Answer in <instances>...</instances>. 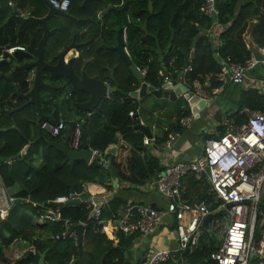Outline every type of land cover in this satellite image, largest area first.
<instances>
[{
    "label": "trees",
    "instance_id": "1",
    "mask_svg": "<svg viewBox=\"0 0 264 264\" xmlns=\"http://www.w3.org/2000/svg\"><path fill=\"white\" fill-rule=\"evenodd\" d=\"M19 12L31 11L35 17L46 11L44 0H0V52L8 42L12 45H25L29 39L37 40L40 36L38 24L25 22L18 25ZM67 13L73 21L62 17L63 22L56 23L57 30L50 36L44 47V56L50 58L65 43L71 33L81 29L84 21L93 19L97 11L100 17L94 20L90 33H85L87 43L79 48L74 59L76 73L80 65L89 68L92 74L101 80L108 79V68L113 70L112 78L116 87L130 91L138 86L127 66L117 54L105 48L115 42V30L121 25L118 9L125 5L124 15L127 25L124 28V47L130 62L137 68H145L143 80L154 87H159L162 77L167 75L176 79L181 69L187 64L190 70L185 73L186 82L208 85L205 90L210 93L220 82L221 65L212 56V43L205 35V29L211 24V18L201 11L198 0H69ZM217 20L225 25L219 34L222 47L218 46L220 57L229 56L232 60L243 63L251 53L264 47V0H216ZM59 18V17H58ZM79 18V19H78ZM249 29L254 48L247 47L243 35ZM98 32V33H97ZM85 36V37H86ZM88 69V70H89ZM87 70V69H86ZM89 74V73H88ZM90 75V74H89ZM236 85V84H234ZM237 86V85H236ZM24 73L13 70L4 59L0 61V178L4 186L14 189L16 197L4 219L0 220V249L25 238L28 246L33 247L34 254L24 251L18 264H36L38 254L45 251L44 264H69L77 257L75 264H131V251L138 238L137 232L118 234L115 239H108L104 233L94 227L87 217L88 207L85 199L88 194L83 191L87 183L100 184L109 189L111 178H118L139 185L152 179L155 172L162 169L158 159L142 143L143 135L128 128L133 120L128 111H134L135 104L131 97H123L112 91L108 97L91 109L89 116L82 123L87 146L104 151L109 144H116L117 150L107 166L96 160L84 163L75 160L71 165L64 161V155L48 144L52 137L39 127L43 120L56 122L65 119L63 113L58 115L56 92H48L40 97L42 113L53 110L52 116L37 121L32 105L19 108L23 102L17 93L26 89ZM226 96L228 107L225 112L235 113L241 106L250 109L261 108V96L254 89H232L238 96ZM71 99V98H69ZM78 100V99H77ZM66 102V100H65ZM62 106V102H61ZM62 109V108H61ZM73 114L80 115L74 111ZM189 115L188 109L178 110L173 120L154 144H161L168 139L169 133H178L181 126L178 120ZM27 145L23 156L18 155ZM15 156V157H14ZM11 157H14L10 159ZM185 184L189 192L196 188L198 198L206 199V181L189 175ZM203 186V190L199 189ZM72 188L79 192L81 201L63 205L59 208L61 218L72 223L85 222L80 254H76V245L68 237L55 238L63 231L60 221L34 223V218L42 210L43 202L65 195ZM121 199L112 197L103 205L101 218L115 213ZM256 219L259 220L257 237L264 230V197L258 203ZM256 222V220H255ZM255 229V226H254ZM216 248L215 241L203 233L190 252L182 258L183 264H216L209 255ZM123 252L127 253V258ZM2 253L0 250V257ZM136 259L133 264H137ZM9 262V260L7 261ZM5 264V263H3Z\"/></svg>",
    "mask_w": 264,
    "mask_h": 264
},
{
    "label": "built area",
    "instance_id": "2",
    "mask_svg": "<svg viewBox=\"0 0 264 264\" xmlns=\"http://www.w3.org/2000/svg\"><path fill=\"white\" fill-rule=\"evenodd\" d=\"M46 4L62 12H67L69 0H44ZM201 11L211 18L210 26L205 29L206 37L216 49L215 57L221 65L222 73L218 80L222 83H231L241 88L254 89L261 96V108L250 109L241 106L235 113L228 112L221 117V131L216 135L204 137L201 142V151L187 160L172 161L162 166L155 172L150 180L151 186L165 200L162 208H155L147 204H127L120 211L111 214L107 218H101L103 205L107 202V194L99 196L89 195L85 199L88 207L87 217L92 220L94 227L112 240L122 234L137 232L139 237L153 234L157 227L164 223V218L169 216L174 222L173 231L176 237V246L172 249L156 248L149 249L144 260L139 264H165L173 261L184 249L192 251L198 238L207 233L215 240L216 248L209 257L216 264H264V230L257 237L254 235V226L258 203L261 195H264V78L251 73L256 65L264 66V57L257 61L252 53L249 59L243 63L232 60L229 56L220 57L217 53L221 44L219 34L225 25L217 20L216 0H198ZM10 7H13L8 2ZM20 16L24 13L19 12ZM17 15V16H19ZM124 41V29L122 33ZM15 49H24V45L2 46L0 61L4 60L2 52L11 54ZM128 54L125 47H123ZM264 47L261 49L263 50ZM136 69L142 74L145 68ZM190 65L184 66L177 75V82L191 91L186 82L185 73L189 71ZM167 75L162 77V83L171 84ZM160 84V85H161ZM221 89V87H219ZM197 95L201 91L197 90ZM89 111H83L73 119L67 146L71 150H79L81 147L82 123ZM128 116L133 111H128ZM190 117L180 119V123L186 125ZM39 127L52 137L62 139L66 128V120L59 118L56 122L43 120ZM176 138L170 134L165 143ZM60 139V140H61ZM143 144H148V138L144 137ZM88 163L96 160L104 164L106 158L104 151L92 149ZM102 162V163H100ZM206 183V199L198 198L199 190L189 192L184 179L189 175L200 178V173ZM84 191V189H83ZM78 198L82 200L79 192L69 191L65 195L56 196L54 202L61 203L58 207L42 205V210L34 218V223L44 224L46 222L60 221L63 231L55 238L68 237L74 245H77V237L71 226L76 224L66 218H61L59 208L67 205L69 200ZM16 197L13 192H7L0 178V220L4 219L7 211L14 203ZM218 209L208 220L206 227L201 222L205 215ZM82 225L81 245L85 222L78 221ZM28 252L34 254L31 246ZM24 252H14L15 261L21 259Z\"/></svg>",
    "mask_w": 264,
    "mask_h": 264
},
{
    "label": "water",
    "instance_id": "3",
    "mask_svg": "<svg viewBox=\"0 0 264 264\" xmlns=\"http://www.w3.org/2000/svg\"><path fill=\"white\" fill-rule=\"evenodd\" d=\"M12 8L14 13L19 15V11L14 7ZM124 8L125 5H122L118 9L121 17V25L115 30V42L106 48L117 54L122 63L127 66L134 80L139 82L137 88L133 90L125 91L116 87V83L112 78L113 70L108 67L107 69L109 73L108 79L106 80H101L95 75H88L85 71H81L79 74H77L73 68L75 58L73 56L66 57V59L64 58L65 55L67 56L69 51H76L79 47V44L75 43L74 35L71 36L70 42L68 44L63 45L62 48L58 49L50 58H46L44 56V47L46 41L50 36L54 35L56 30L55 27L51 28L48 26V20L58 19V17H71V15L67 12H62L58 9H55L49 4H46V11L40 17L33 16L31 11H27L23 16H18L19 26L28 21L38 24V29L40 31L39 38L36 41L29 39L28 43L24 45L23 50L15 49L11 54L6 53L5 51L2 52V56L11 65L12 69L20 71L25 75L27 87L24 91L17 93V96L23 100V102L19 105V108L32 105L38 114V121L43 117L50 118L52 116L51 114L44 115L41 111L40 97L42 94H46L48 92L57 93L55 96L56 103L60 104V106L58 105V109L63 108V112L66 117V128L61 140H50L48 141V144L53 146L55 150L61 152L64 155V161L69 165H71L75 160L88 163L90 156V152L87 150V142L83 129L81 131V148L79 150H71L67 146L66 142L70 136L73 123L71 113L73 114L75 110L77 112H83L90 111L91 109L95 108L100 101L108 97V90H111L110 92L117 91L123 97L137 98L149 94L154 98H166L171 101L175 100L176 96L182 95V99L185 100L186 104L188 105L189 112L194 118L198 116L197 112L205 102L203 97H200L193 91H186L184 86L174 80L171 81V84L162 83L159 87H154L150 84H147L143 80L142 74L130 62L128 55L123 49L124 42L122 33L123 29L127 25V20L124 15ZM10 46H12V44L8 42L6 47ZM220 47H222V43L220 44ZM215 51L216 49L212 48L213 56H215ZM252 55L257 61H260L262 58L261 54L257 51H253ZM128 128L133 130L137 129L141 131L146 138H151V133L148 127L142 125L140 122H137L134 125H129ZM175 140L176 138H173L172 140L168 141L166 146H170L173 142H175ZM26 147L27 146H24L22 150H20V155L23 153ZM116 147V144H111L104 149V152L109 155L108 160L112 155H114ZM152 147L156 148L155 145H152ZM14 157H11L10 159ZM108 160H106L103 165H106ZM200 176L204 177L205 175L202 172L200 173ZM83 189L85 194H87L85 186H83ZM70 191H72V188H70ZM76 202H78V198L69 200L68 204H73ZM43 205L58 207L61 205V203L49 200L43 202ZM216 212H218V209L204 216L201 222L203 227H206L208 220L212 217L213 213ZM71 229L74 231L77 237L76 254L78 256L81 251L82 225L76 223L71 226ZM186 252L187 249H184L181 252V255L183 256ZM44 254L45 251L38 254L36 264H44ZM123 255L126 257V252H123ZM76 260L77 257L73 258L69 264H75ZM143 260L144 258L141 259V262ZM20 261L21 259H18L7 264H18ZM130 262L132 263V261Z\"/></svg>",
    "mask_w": 264,
    "mask_h": 264
},
{
    "label": "crops",
    "instance_id": "4",
    "mask_svg": "<svg viewBox=\"0 0 264 264\" xmlns=\"http://www.w3.org/2000/svg\"><path fill=\"white\" fill-rule=\"evenodd\" d=\"M26 12L27 11H24L22 13L26 14ZM99 17H100V12L97 11L93 19L91 18L84 21L85 24H83L82 27L87 28V33L91 32L92 30L91 27L93 26L94 20L96 21L97 19H99ZM60 18L61 17H59L58 19L48 20L47 22L48 26L51 28L52 27L56 28L57 25L55 24L59 23L58 21L63 20ZM68 18L72 21L74 19H77L74 18L72 15L71 17ZM62 22L60 21V23ZM76 32L71 33L70 36L66 39L65 43L58 48L60 49L62 48L63 45L68 44L70 42L71 36L73 35L75 36V43H78L79 47L76 51H72V52L69 51L67 53V56L65 55L64 57L65 59L66 57H70V56H73L75 58L78 54L79 48L83 47L84 44L87 43V39H86L87 36L85 35V33H76ZM243 36H245L244 41L246 43V46L254 48V45L250 39V33L246 31ZM107 46L109 45H106L105 48ZM212 48L214 47L212 46ZM256 51L258 53H262L264 57V49L263 50L257 49ZM259 67L262 68L264 66H262L261 64L256 65V67H254L251 73L264 78L261 75ZM88 69L89 68H85V66L80 65L77 69L78 72L77 74H79L81 71H85L87 74L89 73L90 75H93L92 74L93 72H91L90 69L89 70ZM222 72L223 71L221 69V73ZM221 73L219 76H221ZM173 80L177 82V77L176 79ZM207 85H208L207 79H205L202 84H199L197 81H193L191 85H189V89H191V91L193 92H196L197 90L201 91L202 94L199 96L203 97L205 99V102L203 106L198 110L197 112L198 116L196 118H194L190 112L189 115L181 117V118L190 117V120L187 122L186 125L180 123L181 118L178 120V123L182 128L181 131L178 133H173V132L169 133V135L170 134L176 135L175 142H173L170 146H166L165 142H162L161 144H157V145L154 144V142L157 139V137H160L162 135L163 131L166 129L168 124L172 122L173 116L178 110L188 109V105L186 104L185 100L182 99V95L176 96V99L172 101L166 98H154L149 94L137 98L131 97L135 101L134 102L135 108L133 111V115L129 116L133 120V123L131 125L140 122L142 125L148 127L151 133V138L148 139V144L146 145L143 144V145L145 146V149H147L152 155H154L158 159L159 164L161 166L172 161L187 160L190 159L192 156L199 154L201 151L202 139L210 135H216L221 131L220 120L221 117L224 114H226L225 110L228 107L226 96L220 95L221 90L225 86L226 87L225 94L230 96L231 98H236L238 96V90L235 93H233L232 92L233 88L230 87V85H234V84L228 82V83H222V86H220L221 85L220 82V84L216 88L211 89L209 93L204 88V86ZM237 86L235 85V88ZM219 87H221V89H219ZM110 91L111 90H108L109 93ZM215 95L221 96V98H218L219 101L217 100L218 103L216 102L217 96ZM221 105H226V109L222 110ZM52 113L53 110H50L49 112L48 111L45 112L44 115H50V114L52 115ZM60 113H63L64 115L63 108L58 109V115H61ZM35 115L37 116V121H38V114L36 112ZM71 116L73 119L78 117L77 114L73 115L72 113ZM186 130H188V132H186ZM134 131L142 133L137 129H134ZM142 135L144 138L145 136L143 133ZM152 145H155L156 148L152 147ZM25 150L21 155L19 154L20 153L19 152L18 155L23 156ZM116 150L117 147L115 149V152ZM104 157L106 158V160H108L109 155L104 152ZM107 164L106 165L101 164V165L107 166ZM186 178L184 179V183L186 181ZM150 180L151 179L139 185H134L129 181H125L113 177L110 180L109 189H105L104 187H102L100 184L97 183H87L84 186L86 187V191L89 195L99 196L101 194H107V201L110 200L112 197H117L121 199L124 204L121 205V203H119L115 212L120 211L127 204H136V203L147 204L155 208H162L164 206L165 200L151 186ZM199 189H201L202 191L203 186L199 185ZM196 190L198 189L196 188ZM6 191L14 192L15 190L13 188L12 189L6 188ZM164 219H165L164 223L159 225L153 234H151L150 236L139 237L136 239L132 247V251L130 255L131 258L129 259V262L132 261V263L130 262L131 264H133L136 259H139V261L137 262V264H139L141 262V259L145 257L149 249H156V248L172 249L176 246V237L173 231L174 222L171 221V218L169 216H166ZM146 242H148L147 245H145ZM16 250L18 249H14L13 252H15ZM13 256L14 254L11 256V259L8 257V260L12 261L14 259ZM125 258H127V253ZM181 258L182 255L180 254L177 256L175 260L167 261L165 264H183V260H180Z\"/></svg>",
    "mask_w": 264,
    "mask_h": 264
},
{
    "label": "rangeland",
    "instance_id": "5",
    "mask_svg": "<svg viewBox=\"0 0 264 264\" xmlns=\"http://www.w3.org/2000/svg\"><path fill=\"white\" fill-rule=\"evenodd\" d=\"M249 27L248 28H246V30L244 31V33L247 31L248 33H249ZM245 36H243V38H244ZM251 39V38H250ZM260 68V72H261V75L264 77V67H259ZM230 87H232L233 89L235 88V85H230ZM66 93V92H65ZM64 93V94H65ZM220 95H222V94H220ZM217 96V95H215V96H217V98H216V102L218 103V98H221V96ZM218 100V101H217ZM221 107H222V110H224V109H226V105H221ZM79 116V115H78ZM186 132H188V130H186ZM261 197H264V195H261ZM260 197V198H261ZM258 224H259V220L258 219H256V222H255V229H254V232H255V234H257L256 233V231H257V226H258ZM211 233H210V237H211ZM150 236V235H149ZM215 241V240H214ZM148 244V242H146L145 243V245H147ZM27 248H28V241H27V239H25V238H23V239H21V241H16V242H14V243H12L11 245H9L8 247H2L0 250H1V253H2V255H1V257H0V264H3V263H5V264H7V263H9V262H11L10 260H9V262H7L8 261V257L11 259V256L14 254V249H18L19 251H21V252H24V251H27ZM25 254V253H24ZM23 254V255H24ZM184 258H181L180 260H183Z\"/></svg>",
    "mask_w": 264,
    "mask_h": 264
},
{
    "label": "flooded vegetation",
    "instance_id": "6",
    "mask_svg": "<svg viewBox=\"0 0 264 264\" xmlns=\"http://www.w3.org/2000/svg\"><path fill=\"white\" fill-rule=\"evenodd\" d=\"M61 22L63 21V20H60ZM59 21V22H60ZM57 28V27H56ZM56 32V31H55ZM76 33H87V28L86 27H82L81 29H78V31L76 32ZM98 33V32H97Z\"/></svg>",
    "mask_w": 264,
    "mask_h": 264
}]
</instances>
